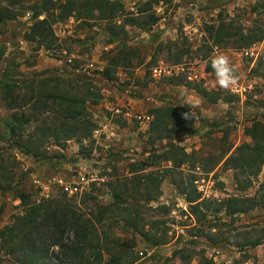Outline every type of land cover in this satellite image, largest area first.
<instances>
[{
	"label": "trees",
	"instance_id": "1",
	"mask_svg": "<svg viewBox=\"0 0 264 264\" xmlns=\"http://www.w3.org/2000/svg\"><path fill=\"white\" fill-rule=\"evenodd\" d=\"M26 2L0 0V25L23 17ZM157 3V0H149L135 13H127L124 5L118 1L36 0L29 10L33 23L24 33L23 39L37 45L38 49L60 50L54 26L73 19L80 26L103 24L109 42H113L116 37L127 36L129 30L146 31L155 26L160 18L151 10L152 5ZM252 11L255 14L256 9ZM243 15L231 17L220 12L214 23H205L202 29L203 42L194 51L182 32H179L175 41L157 42L146 64L147 72H151V68L159 63L183 65L189 58H201L207 63L205 71L214 73L207 61L214 49L243 52L263 40V23L254 19L250 27H245L241 21ZM41 16L43 18L39 20ZM3 57L4 50L0 48V62ZM135 58V50L122 43L116 52L107 57L104 68L94 74L113 84L119 79V71L131 76ZM159 80L161 84L194 90L209 104L230 100L226 97L228 92L207 90L201 83L192 85L183 74ZM129 82L125 81L124 85H129ZM20 86L21 92L14 94L13 89ZM0 88L5 98V109L12 112V123L6 125L8 139L17 138L12 146L19 153L34 160H49V144L64 150L67 143L74 142L79 147L77 156L86 159L98 149L93 139L97 125L88 106L100 103L104 95L98 86L83 75L67 80L59 76L46 77V72H43L16 86L1 79ZM185 114L189 115L188 119H185ZM147 116L151 117L146 131L149 146L159 140L189 134L196 118L193 108L187 104L156 107L150 109ZM32 126V130L28 131ZM244 135L250 142L236 147L225 160L233 170V177L241 190L251 184L264 166V121H254L245 127ZM52 158L63 160L64 156L57 153ZM194 160L183 147L169 143L161 153L150 154L142 161L130 164L128 176L107 183L105 186L111 203L106 205L100 204L91 192L79 191L69 196L64 187L58 184L52 186L56 189L55 195L38 202L31 201L30 194L23 190L14 189L25 211L22 215L14 216L10 225L0 230V251L10 257L14 264H135L139 257L134 252V243L128 244L118 239L111 233L110 224L113 225L116 219L124 220L125 224L132 226L135 234L150 242L151 246L166 244V230L157 228L161 222L155 221V234L151 236L144 229L146 224L142 216L166 210L149 204L161 195L160 185L167 175L176 189L187 196V202L195 203L192 209L200 220L205 212L210 211L209 203L198 201L199 195L193 189L194 177L190 171L183 170L184 165L194 163ZM163 163H169L170 166L163 168ZM0 172V191L7 190L12 186V178L4 172L1 164ZM260 191L262 194L256 199L232 198L225 203L222 201L220 206L232 207L233 213L249 212L258 204L264 206V187ZM158 233L160 235L155 237ZM259 244V241H254L251 245L256 247ZM174 261L177 264H214L203 251L196 252L194 249L175 251L163 264H174Z\"/></svg>",
	"mask_w": 264,
	"mask_h": 264
},
{
	"label": "rangeland",
	"instance_id": "2",
	"mask_svg": "<svg viewBox=\"0 0 264 264\" xmlns=\"http://www.w3.org/2000/svg\"><path fill=\"white\" fill-rule=\"evenodd\" d=\"M35 1L27 0L23 17L0 25V48L4 50V57L0 62V80L4 79V82L9 83V85L16 86L35 74L43 72H46V77L59 76L67 80H74L76 77L83 75L98 86L101 92L103 89H108L126 92L131 97L139 99L164 100L161 107L183 105L186 104L183 102L186 98L189 99L190 96L196 98L193 103L196 106L198 105L199 112L193 109V111H196L193 125L195 129H192L189 134H179L172 139L156 141L153 146L147 145L144 152L139 153L140 155L127 151L108 154L105 151L106 153H103L101 157L107 156L106 166L103 165L104 168L99 169L100 172L92 169L93 172H89L91 177L87 178L84 186L81 189L80 186L77 187V192H91L100 204H109L111 203V197L105 185L128 176L130 164L142 161L150 154L161 153L171 142L183 147L187 154L195 158L194 163L183 166L185 172L190 171L194 180L201 176L204 178L210 177L214 181L213 187L222 193V197L219 198V201H208L209 204L207 205L210 211L205 212L200 220L198 215L194 214V209H192L195 203L187 206V210L190 211L191 208L192 211L195 222L193 225L189 219L184 217V210L180 207L183 204L182 198L187 202V196L182 195L176 189L169 175L164 177L160 185L161 195L149 205L154 208L164 207L166 210L163 209L151 215L145 213L142 216L143 223L146 224L144 229L145 231L148 230V234L151 236L155 234L153 228L155 221L161 222L157 228L161 231L165 229L167 232V241L164 245L151 246L150 242L135 234L131 228L132 226H129L128 223L125 224L124 220L116 219L113 225L110 224L111 233L118 239L128 244L134 243V252L139 257V261L135 264H163L166 259L171 257L173 252L181 249H194L196 252L203 251L214 264H262L264 253V206L258 204L249 212L233 213L232 207L228 208V205H225L221 208L220 203L232 198L256 199L257 196L262 194L260 190L264 187V166L251 184L245 190H241L233 177V170L225 163L227 156L236 147L242 143L250 142V139L244 135L245 127H249L254 121H264V38L260 43L254 45L252 57H245L240 55L241 52L230 49H214L209 54L207 61L210 64L212 54H215V52L228 50L235 55L236 64L233 67L239 77L238 84L235 87L241 91L242 96L240 97L218 86L214 89L208 88L209 90L228 92L229 96L226 97L230 98L229 102L218 101L215 104H209L194 90L185 87L181 89L182 86L161 84L160 80L153 79V68H151V72H147L146 64L149 62L157 42L175 41L179 32L187 37L194 51L203 42V25L214 23L220 12L227 13L231 17L244 14L241 21L245 27H250L254 19L260 20L264 26V0H204L199 4H196L194 0H190L184 1L186 9L181 12L178 11V14L177 8L180 7L181 3L179 4L174 0H157L158 3L152 5L151 11L160 20L177 16V21L173 25L174 33L163 36L159 30L149 32L152 28L146 31L129 30L127 36L116 37V41L113 42H109L110 38L103 34V24L89 23L80 26L73 19H71L72 24L68 23L69 19L62 25L60 30L55 29L57 32L59 30L56 37L59 40L60 50L48 51L43 48L38 49L37 45L31 43L22 46L20 42L28 27L33 23L32 14L29 10ZM111 1L121 2L127 13H135L149 0ZM190 3H195V6H189ZM254 8L256 9L255 14L252 11ZM131 9L134 12H131ZM42 18L43 16L39 17V20ZM198 18L200 21L198 26L194 25L189 29L183 28L184 23H193ZM97 29L99 30L97 31ZM63 32L64 36H62ZM141 33H147L148 36H141ZM122 43L134 49L136 54L133 61L134 69L130 77L119 71V79L110 84L94 74L97 71L96 69L89 70L85 68L86 62H89L92 57V48L103 46L96 52V55L100 62L106 63L107 57L116 52ZM107 45H110V47ZM69 54H72L74 58H71ZM68 59H71L70 64L67 62ZM58 61L62 63L60 66H57L56 62ZM201 61V58L186 60L183 64V76H187L191 72L194 73L193 70L196 73L202 71ZM39 64L41 65L40 68L35 69L34 67L39 66ZM74 66H77L76 71H73ZM209 73H211V77L205 78L206 82L215 77L214 73ZM198 78L200 79V77ZM125 81H130L129 85H124ZM188 82L198 86L200 83L203 84L204 81ZM202 87L205 88L203 85ZM160 91L164 92L160 95ZM20 92L21 86L18 89H13L14 94ZM4 99L3 90L0 88V164L8 177L12 178V186L7 190L0 191V230L10 225L14 216L22 215L25 211L19 200H17L14 189L28 191V184L25 180L27 173L22 169L21 163L16 160L15 154L18 151L12 146L17 138L8 139L6 125L12 123V112L5 109ZM113 120L121 124L120 120ZM32 128L33 126L28 128V131H31ZM199 131H201L202 136L199 140H194L193 133L198 134ZM26 134L27 132L24 133V137ZM47 147H49L48 152H53V148H55L50 144ZM96 151L100 152L99 149H96ZM224 153L225 156H223ZM48 155L54 154L50 153ZM133 159L134 162L131 161ZM35 161L41 162V165H48L45 160L38 159ZM161 166L168 168L170 164L163 163ZM43 167L44 170L47 168L46 166ZM51 167L56 169V165ZM53 185H50L47 196L56 194ZM61 186L75 187L74 185ZM3 187H6V185H3ZM193 189L195 191V188ZM40 197L31 199V201L36 202V200L41 199ZM108 224H106V227ZM149 224L152 227L149 228ZM179 226L186 227L183 233L176 231ZM159 235L158 233L155 237ZM120 240L119 242H121ZM254 241H259L260 244L252 247L251 244ZM0 264H14L10 257L4 256L2 250L0 251ZM174 264H177V261H174ZM192 264L196 263L192 262Z\"/></svg>",
	"mask_w": 264,
	"mask_h": 264
},
{
	"label": "crops",
	"instance_id": "3",
	"mask_svg": "<svg viewBox=\"0 0 264 264\" xmlns=\"http://www.w3.org/2000/svg\"><path fill=\"white\" fill-rule=\"evenodd\" d=\"M174 1L179 2V4L181 3L180 7L177 8V14H178L179 12L184 11V9H186L185 7L186 5H184V1H190V0H183V2H181L182 0H174ZM202 1L204 0H194L196 4H199ZM195 3H190L189 6H195ZM176 21H177L176 15L171 19L170 18L167 20L161 19L155 26L152 27V29L149 30V32H153L154 30H159L163 36L170 35L175 32L173 25L176 23ZM72 22L73 21L70 19L68 23L72 24ZM193 23L186 22L183 24V28L189 29L191 27H194V25L198 26L200 23L199 18L195 19ZM62 25L63 24H57L54 26V33L56 36L58 35ZM56 28L59 29L58 32L57 30H55ZM98 30L99 29H97V31ZM103 34L109 37L108 33L104 29H103ZM62 36H64V32L62 33ZM141 36L147 37L148 34L141 33ZM20 42L22 46L28 45V42L24 41L23 38H21ZM107 46L110 47V45ZM199 46L200 45H198V47ZM98 48L99 47L92 48L93 49V52L91 53L92 57L89 60V62H86L85 65L86 69L89 70L96 69L97 71H100L104 68L105 63L100 62L98 60V56L96 55V52L101 48H103V46H100L99 49ZM220 52L226 53L231 58L232 64L233 65L236 64L235 55L232 54L231 51L227 50ZM216 53L218 52L212 54L213 55L212 58L216 55ZM69 55L71 56V58H74L72 54ZM201 62H202L201 65L202 71L199 70L200 72H198L201 74L199 75L194 70L193 72L197 77H200V79L198 78V80L204 81L203 86L205 87V89L207 90H209L208 88L214 89V87L218 86L215 82V77L209 82L205 81V78L207 79L211 77V73H207L205 71L207 63L205 61H201ZM56 63L57 66H60L62 64L60 61ZM40 66L41 65L39 64V66H36L34 68L38 69L40 68ZM76 70L77 69H75V71ZM181 89H184V87H182ZM102 92L105 97L104 101H102L98 105L88 106V111L91 113L93 121L97 125V130L95 131L96 133L93 135V139L95 140V143L100 152L94 150L92 153H90V156L88 158L82 159L77 156L79 152V147L74 142H69L67 143L66 148L64 150H59L58 148L55 147L53 148V152L52 151L48 152V154L50 153L54 154V155H48L50 159L45 160L46 162L50 161L48 165H41L40 164L41 162H36L33 158L28 157L19 152L15 154L16 160L21 163L20 165L22 169L24 170V172L27 173L26 179L25 178L24 179L28 184V191L24 189V192L30 194L31 199H37L39 196L42 195H48L49 187L52 184H60L63 186L74 185L75 187L80 186L79 188L81 189L84 186V184L87 182V178H89L90 176L89 172H93V170L98 171L99 169L102 170L104 166H106L107 156H104L103 158L101 157L103 153L104 154L106 153L105 151H107L108 154L111 152L123 153L126 151L135 152L138 154L140 152H144V148L147 147L148 145L147 142L148 140L146 136V131L148 129V126L140 125L137 121L132 119V116L135 113L147 115V112L150 109L161 107L164 104L163 103L164 100L152 99V98L139 99V98L131 97L126 92H119L108 89H103ZM160 92L161 95L164 91H160ZM194 99L196 98L190 96L189 99L186 98L183 102L190 105L193 109L198 110L199 112V107H197L198 105L196 106V104L193 103ZM116 112H120V114H117ZM195 112L196 111H194V113ZM113 119L120 120L121 124L117 123ZM193 129H195V127H193ZM201 136H202L201 131H199L198 134L193 133L192 135L194 140H199ZM57 153H61L64 156V159L61 160V159L52 158ZM52 165H56V169H53L51 167ZM43 166H46L47 168H45L44 170Z\"/></svg>",
	"mask_w": 264,
	"mask_h": 264
},
{
	"label": "built area",
	"instance_id": "4",
	"mask_svg": "<svg viewBox=\"0 0 264 264\" xmlns=\"http://www.w3.org/2000/svg\"><path fill=\"white\" fill-rule=\"evenodd\" d=\"M131 12H134L133 9H131ZM202 36V33H201ZM253 48L252 46L249 50L241 52L243 56L245 57H252L253 56ZM217 50V49H216ZM69 64L71 63V59H68L67 61ZM184 73L183 65H166L164 63H159L155 68L152 70V77L153 79H161V78H169V77H174L178 76L180 74ZM187 80L188 81H195L198 80V77L194 73H188L187 74ZM231 93L236 94L238 96H242L241 91L238 90L236 87H234L232 90H230ZM117 114H120V112H116ZM132 119L137 121L141 125H147L149 126V123L151 121V117L147 115H142L140 113H135L132 116ZM96 132H94L95 134ZM134 162V159L131 160ZM194 188L196 193L199 195V200L198 201H209V200H218L219 198L222 197V193L214 189V181L209 177V178H204V177H199L194 180L193 182ZM64 191L68 193V195H73L78 191L77 187H64ZM42 198H48L47 195H42L40 197ZM40 199V200H41ZM183 199V204L180 205V207L184 210V217L186 219H189L191 223L194 225V218L190 211L187 210V206L190 204ZM39 200H36L38 202ZM186 227L184 226H179L177 227L176 231L178 230L179 232L183 233Z\"/></svg>",
	"mask_w": 264,
	"mask_h": 264
},
{
	"label": "clouds",
	"instance_id": "5",
	"mask_svg": "<svg viewBox=\"0 0 264 264\" xmlns=\"http://www.w3.org/2000/svg\"><path fill=\"white\" fill-rule=\"evenodd\" d=\"M211 67L215 75V82L220 88L230 91L238 84L239 77L231 58L226 53H217L211 60ZM188 118L189 115L185 114V119Z\"/></svg>",
	"mask_w": 264,
	"mask_h": 264
}]
</instances>
